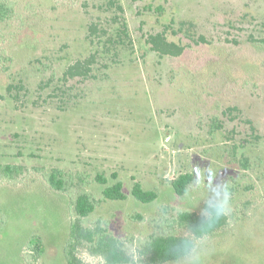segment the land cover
Returning a JSON list of instances; mask_svg holds the SVG:
<instances>
[{
  "label": "rangeland",
  "instance_id": "1",
  "mask_svg": "<svg viewBox=\"0 0 264 264\" xmlns=\"http://www.w3.org/2000/svg\"><path fill=\"white\" fill-rule=\"evenodd\" d=\"M102 1L16 0L14 17L0 24V164L23 168L15 177L0 172V264H67L71 199L86 191L100 200L96 176L112 183L113 174L126 199L97 202L82 224L101 218L116 236L135 241L151 232L161 207L172 208L168 217L201 211L205 201L223 198L216 190L233 187L226 227L165 264H264V46L247 41L264 37V0H120L132 46L115 62L102 55L97 78L64 85L66 66L92 50L86 25L107 17L97 7ZM180 20L194 22L211 43L177 57L151 51L145 35ZM167 37L188 41L170 31ZM9 83L18 85L13 96ZM227 106L254 120L258 143L240 145L243 126L226 138L235 126L221 113ZM213 116L224 128L209 134ZM233 144L231 161L226 148ZM243 157L248 168L236 161ZM54 168L64 172L67 193L48 185ZM185 172L194 180L177 195L170 181ZM134 181L156 189L157 199H134ZM137 213L143 221L131 218ZM78 255L98 261L84 249Z\"/></svg>",
  "mask_w": 264,
  "mask_h": 264
},
{
  "label": "trees",
  "instance_id": "2",
  "mask_svg": "<svg viewBox=\"0 0 264 264\" xmlns=\"http://www.w3.org/2000/svg\"><path fill=\"white\" fill-rule=\"evenodd\" d=\"M136 1V0H132ZM16 0H0V24L8 23L15 15ZM85 6V2L83 3ZM100 11L107 13L104 21H90L86 25L85 41L92 49L91 52L83 57L78 58L68 64L64 69L59 80L64 85L71 80L78 83L93 78H97L94 73L95 64L102 55H109L112 61L117 58L122 49L132 46L131 33L128 23L124 16V8L120 0H103L97 5ZM173 24H165L163 29L156 32H149L145 35L144 41L149 49L158 56H180L192 45L210 44L211 40L207 39L204 34H197L195 31V23L192 21L180 20L178 26ZM173 35H181L187 42L170 40L167 32ZM228 43L238 44V41L226 39ZM247 41L264 46V37L256 38L253 35L247 36ZM115 62V61H114ZM104 64L103 67H107ZM106 76V75H104ZM104 78V77H102ZM51 77L45 81H41L38 88L43 90L51 83ZM18 85L9 83L6 86L7 92L12 95V89ZM59 89L64 94L67 90ZM264 99V98H263ZM222 115L230 122H235V126L229 130L228 139H235L241 134V130L237 127L243 126L244 136L240 137L242 142L240 145L256 144L262 138L258 132V127L254 120L245 115L237 106H227L222 109ZM224 128L223 120L217 116L211 117L208 133L213 134ZM236 145H229L226 151L229 157L235 159ZM243 168H248L249 162L247 158L237 159ZM0 172L8 177L18 176L22 174L23 168L20 165L0 164ZM115 181L108 183V180L97 175L96 181L103 185L101 191V199H96L86 191L80 192L71 199V206L75 213V219L70 228L69 240L66 247V263L67 264H165L177 261L194 249L198 239L212 235L225 228L230 222L229 216L216 215V202L205 201L202 204L201 211L195 210H175V214L168 217L171 211L168 206L161 207V212L149 221L151 232L141 239L127 237L122 239L116 236L108 228L107 221L101 218L96 219L87 225L82 224L81 220L96 210L97 202L102 200H125L127 195L123 191V182L116 179V174L112 175ZM48 185L54 190L66 192L64 172L61 169L54 168L46 174ZM194 180L191 172L179 174L170 181V185L177 195L186 194L188 187ZM131 195L139 202L150 203L157 199L158 193L156 189H144L140 182L134 181L131 186ZM234 188L229 187L230 194ZM67 193V192H66ZM131 218L143 221L144 218L139 213ZM133 245V246H132ZM84 249L89 255L97 257L98 261L85 262L79 257V250Z\"/></svg>",
  "mask_w": 264,
  "mask_h": 264
},
{
  "label": "clouds",
  "instance_id": "3",
  "mask_svg": "<svg viewBox=\"0 0 264 264\" xmlns=\"http://www.w3.org/2000/svg\"><path fill=\"white\" fill-rule=\"evenodd\" d=\"M216 191L223 192V198L216 202V215L226 216L232 210L231 205L229 203L231 194L227 188H224L222 190H216Z\"/></svg>",
  "mask_w": 264,
  "mask_h": 264
}]
</instances>
